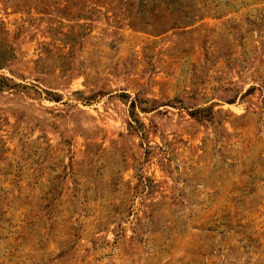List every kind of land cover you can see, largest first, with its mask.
<instances>
[{
  "label": "rangeland",
  "instance_id": "rangeland-1",
  "mask_svg": "<svg viewBox=\"0 0 264 264\" xmlns=\"http://www.w3.org/2000/svg\"><path fill=\"white\" fill-rule=\"evenodd\" d=\"M0 264H264V0H0Z\"/></svg>",
  "mask_w": 264,
  "mask_h": 264
}]
</instances>
